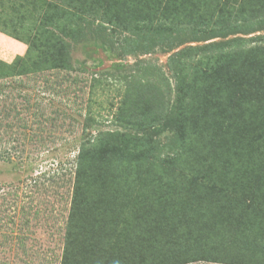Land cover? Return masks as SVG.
Returning a JSON list of instances; mask_svg holds the SVG:
<instances>
[{"label":"rangeland","instance_id":"rangeland-1","mask_svg":"<svg viewBox=\"0 0 264 264\" xmlns=\"http://www.w3.org/2000/svg\"><path fill=\"white\" fill-rule=\"evenodd\" d=\"M103 1L99 11L89 0H0V264H60L79 149L82 245L97 233L117 251L131 248L134 226L159 218L207 227L230 257L264 263V11L248 6L245 27L241 17L188 25L182 3ZM46 11L51 19L35 23ZM48 27L67 44L72 71L13 76L8 64L26 55L27 39L44 43ZM256 46V71L236 69ZM258 72L246 96L243 79ZM203 179L226 187L209 206L196 188Z\"/></svg>","mask_w":264,"mask_h":264},{"label":"trees","instance_id":"trees-1","mask_svg":"<svg viewBox=\"0 0 264 264\" xmlns=\"http://www.w3.org/2000/svg\"><path fill=\"white\" fill-rule=\"evenodd\" d=\"M89 1H91V7L99 9V11H102V7L105 5L103 0ZM222 1L223 0H211L213 5L206 4L209 0H168L167 2H171L172 4H183V8L186 9L189 14L188 19H185V23H188V25L198 24L199 22L204 23V21L212 23L213 18L236 20L241 17L240 23L237 24H239L240 27H245L250 22L248 18V6L252 8L251 12H253L255 16L260 15L264 11V0H241L240 3L234 6L230 5L227 9H219V4H221ZM95 2L98 3L95 4ZM64 10L65 9H63V11ZM90 12H92V10H90ZM73 16L77 18L78 22L86 18L79 13ZM177 16H180V14H177ZM177 16L175 15V17ZM49 19H51L50 11H46L42 19L39 22L35 21V23H39L40 26H42L44 22ZM48 29L49 27L42 29L46 32L45 34L48 35L44 43L41 44L37 42V40L27 39L26 44L28 45V50L26 55L16 57L12 64H8L11 68H15V70H13V76L34 75L53 69L66 70V72L72 71L67 57L69 55L67 44L65 41L59 42V37L52 39L54 34L52 32L49 33ZM1 31L4 32L5 30ZM73 33L74 34L71 36L77 38L78 34H84V29ZM17 39L20 40L21 38ZM259 53L257 46L251 47L250 50L245 51L243 56H240L241 58L235 62L234 67L241 65V69L256 71L253 62L257 61ZM209 66L213 69L214 63L209 62ZM205 72L206 67H204L201 72L196 73V75L204 78L206 75ZM226 73L229 78H235L236 81H240L231 68H227ZM185 78L186 76L184 75L181 80L182 83L185 82ZM259 78L260 72H258L254 78L249 77V79H243V93L246 96H252ZM70 79L73 82L79 80L78 76L70 77ZM235 90L238 91L237 88H235ZM82 150L79 149L78 158H76V163L78 162L80 166L77 167L75 171L77 172V181L75 192L73 193L71 211H69L68 215L65 249L60 264H252V262L247 260L248 256H245V258L239 256L240 259H237L238 256L236 258L230 257L229 254L235 255L231 247H227L223 244L213 245L211 242L212 236L210 229H207V227H196L193 229L194 223H189V221L186 226L178 227V225L173 224L167 227L166 225L159 226L163 223H160L158 218L155 219V222L150 221L149 224L147 223V228L141 227V225L134 226L133 229L136 231V237H133L134 239H130L129 241H133L134 246L122 251H117L114 247L99 242V235L97 233H90L87 236L88 245H82L83 236L77 230V225H75L78 223L79 214L89 206L87 197H83L81 193L85 173L81 159L80 162L78 159L80 156L82 157ZM202 183L203 185H196V188L202 191L203 198L200 199L203 201L202 203H206L208 206L211 205L213 201H216L219 194L223 195L226 190L223 183L218 184L208 179H203ZM211 208L217 210L219 205L212 206ZM197 224L198 226L201 225L200 222ZM187 228L193 229L194 235H196L194 242L191 244L189 243V238H191V236L187 234ZM168 236H171L172 240L164 242L163 239H167ZM169 242L171 243L169 244ZM81 252L90 255L91 259L85 263L75 262L73 260L74 255Z\"/></svg>","mask_w":264,"mask_h":264}]
</instances>
